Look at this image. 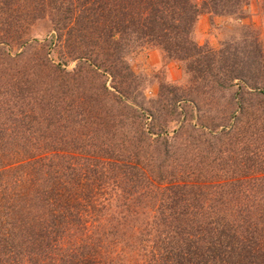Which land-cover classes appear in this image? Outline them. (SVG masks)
Listing matches in <instances>:
<instances>
[{
    "label": "trees",
    "instance_id": "obj_1",
    "mask_svg": "<svg viewBox=\"0 0 264 264\" xmlns=\"http://www.w3.org/2000/svg\"><path fill=\"white\" fill-rule=\"evenodd\" d=\"M252 1L0 0V50L32 47L38 23L67 59L48 49L39 99L16 87L23 109L0 123V264H264V49L193 40L202 14L241 17ZM144 47L231 92L225 123L196 116L209 150L199 157H174L179 130L155 133L158 118L133 94L128 57ZM173 101V113L194 103Z\"/></svg>",
    "mask_w": 264,
    "mask_h": 264
},
{
    "label": "rangeland",
    "instance_id": "obj_2",
    "mask_svg": "<svg viewBox=\"0 0 264 264\" xmlns=\"http://www.w3.org/2000/svg\"><path fill=\"white\" fill-rule=\"evenodd\" d=\"M196 1L201 2V0ZM49 29L48 25L37 23L32 29L31 38L38 39L39 42L33 43L32 47L11 45L10 49L0 50V123L5 127L16 117L13 113L23 109L16 96V87L21 86V90L27 89L23 99L27 103L30 102L28 97L32 93L35 100L39 99L36 92L40 88L39 64L48 49L49 58L56 64L62 61L65 63L67 60L65 50L60 46L52 49L47 47L49 43L46 35ZM193 40L198 46L213 51H220L225 45H230L231 49L245 50L246 46L254 41L264 49V1L253 0L244 8L241 17L202 14L197 22ZM128 63L139 85L133 94L140 93L138 101L158 118L152 121V125L155 124L153 131L155 133L167 131L172 137L175 136L174 131L179 130V135L176 133L178 138L174 141L177 149L172 150L174 157L181 156L179 159L192 160L208 152L207 145H202L197 140L193 127H198L199 123L208 125L213 123V126L225 123L224 118L234 107L231 104V92L222 91L214 85H211L213 88L202 87L201 80L186 69L185 63L166 58L163 51L156 47L138 48L129 55ZM75 66V62H69L66 68L71 71ZM101 82L102 80L99 81ZM99 83L97 85H100ZM107 86H113L110 80L107 81ZM174 99L181 101L189 99L194 103L183 102L181 108L174 110L176 112L173 113L169 103L172 104ZM245 104L248 113L257 112L258 116L262 114L263 109L256 100L246 96ZM203 114V118L199 121L196 116ZM251 118V116L247 117L246 122L252 120ZM259 118L264 121V116ZM123 134L124 132L118 133V140L124 141L125 137L132 138ZM131 140L137 142L135 138ZM226 142L213 141L216 146L215 153L220 148L225 150L227 145L223 143ZM228 147L231 146L228 144ZM151 150L157 152L155 154L157 157L160 154L164 159L162 146H156Z\"/></svg>",
    "mask_w": 264,
    "mask_h": 264
}]
</instances>
